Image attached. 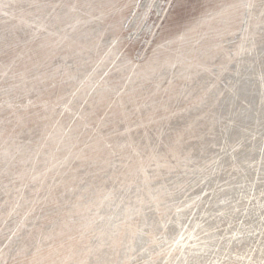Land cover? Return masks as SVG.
Listing matches in <instances>:
<instances>
[{"label":"rangeland","instance_id":"obj_1","mask_svg":"<svg viewBox=\"0 0 264 264\" xmlns=\"http://www.w3.org/2000/svg\"><path fill=\"white\" fill-rule=\"evenodd\" d=\"M0 264H264V0H0Z\"/></svg>","mask_w":264,"mask_h":264}]
</instances>
